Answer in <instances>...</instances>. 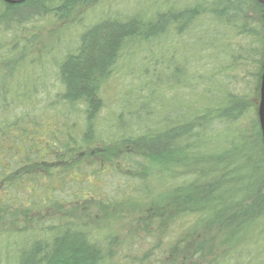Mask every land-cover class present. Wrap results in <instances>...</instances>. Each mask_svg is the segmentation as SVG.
Masks as SVG:
<instances>
[{"label": "trees", "instance_id": "1", "mask_svg": "<svg viewBox=\"0 0 264 264\" xmlns=\"http://www.w3.org/2000/svg\"><path fill=\"white\" fill-rule=\"evenodd\" d=\"M99 2L0 0V237L21 238L0 264L134 263L113 220L158 245L147 264L201 262L217 239V264H264L259 105L253 131L240 126L261 101L264 4L176 0L151 18L101 20L73 49L59 39L55 72L46 54L56 39L30 58L38 19L69 20ZM212 27L222 49L200 44ZM193 33L198 49L182 40ZM133 46L147 52L129 61Z\"/></svg>", "mask_w": 264, "mask_h": 264}, {"label": "rangeland", "instance_id": "2", "mask_svg": "<svg viewBox=\"0 0 264 264\" xmlns=\"http://www.w3.org/2000/svg\"><path fill=\"white\" fill-rule=\"evenodd\" d=\"M168 1V2H167ZM176 0H100L99 3L95 4L92 7H87L84 9H81V12L79 13L76 8L74 9L73 13H72V17L69 20H58L55 19L51 16H47L44 20H39L36 21L34 23V25H36L35 27H37L36 29L39 32V36H38V40L36 41V43H34V47L31 50L30 58H36L37 55V50L35 51V48H41L44 49L43 47L45 46H50L53 43V39L55 40V45L52 46V48L49 50V53L46 54V56H49L48 60L49 61L47 65L48 71L49 73H52L53 71L55 72L57 69V64L60 62L61 60V55L60 53L57 51H55V48H58V44L56 41H59V39H61L60 41V45L61 42L63 43V46L60 47V50H63L65 48H69L71 47L72 49L76 46L78 39L80 37V35L87 30L88 28H90L91 26L95 25V23L104 20V19H128L131 17H136L137 15H146L147 17L151 18L152 17V13H155L157 10H163L167 7H170L172 2H174ZM180 1V4L178 5L179 7H184L187 6L186 4L191 3L192 0H177ZM263 4H264V0H260ZM23 14H21V16H23ZM33 25V26H34ZM36 32V31H35ZM23 33V32H22ZM22 33L18 34L19 36L22 35ZM222 33V30L218 27H212V29H206L204 30V32H202V37H201V42L200 44L203 46L205 44L211 43L213 45V49L218 50V49H222L223 46V41L222 40H217V37ZM53 36H56L53 38ZM59 36V37H58ZM195 37L194 33L193 35H186L185 37L182 38V40L189 41V44L191 45L192 49H194V47L196 49L197 46L195 44ZM58 38V39H57ZM17 38L14 37V41H16ZM49 48H45V50H48ZM170 49V48H168ZM213 49H209L210 53L212 56H215L216 53H218L217 51H214ZM178 50V48L176 49ZM146 48H139L137 46H133L131 47L130 51H129V61H132L131 57L132 56H136L138 55V57L142 58V53H146ZM169 52V50H168ZM163 56L167 58V53L165 51L162 52ZM141 54V55H139ZM145 57V56H144ZM264 57V56H263ZM179 58V57H178ZM40 59V58H39ZM182 59V58H181ZM209 59V58H208ZM264 59V58H263ZM140 60H138L136 63L140 64L139 62ZM144 62V64L146 65V67H143L146 71L151 72L152 71V64H150V62L148 61L147 58H143L142 60ZM177 64L179 65L181 63V60L176 61ZM203 62V61H202ZM128 64V63H127ZM203 64H205L206 66H209L211 64L209 63H205L203 62ZM133 65H129L127 66V69L131 68ZM142 71V68L140 69ZM142 74V73H140ZM172 73L170 75H167L166 78L169 79L171 77ZM203 75V74H201ZM48 77L49 80V84L48 87L52 84L53 85L55 83H57L55 75H46ZM196 77H200L199 75H195ZM117 78V76H116ZM114 79L113 80V86L114 85H118L117 84V80L118 79ZM199 79V78H198ZM174 80H178L177 77L174 78ZM51 83V84H50ZM51 88V87H49ZM53 95L55 93L54 89L51 90ZM178 90L174 89V92H177ZM192 99H194L192 97ZM174 100H178L176 101L177 105L179 102V96L175 95V99ZM195 100V99H194ZM253 100V99H252ZM258 99L253 100V105H254V110L253 112H248V114H246V118H244L242 120L241 123V128H246L247 131V135L250 134V131H253L252 129L254 128V123L256 122L257 117L255 116L254 112L257 111V107L259 105L258 103ZM164 104V108L166 109V113L167 114H171L173 116H178L180 109H176V106L173 105V103L171 101H167V104H169L168 107H166V100L165 102H163ZM255 105H256V109H255ZM225 144V141L223 140V144L222 146ZM95 215V213H93ZM105 224H110L108 227L111 230V232L115 233L118 235V240L119 238H127L128 241L131 245L127 244L128 246H130L131 248H134L133 250L136 253V256L133 257L132 260H135V262L133 263L132 261H130V264H139V263H143L144 262L147 264L150 257H151V252H154L157 250L158 245H155V249H151L150 244H148L146 241V238H144L143 233H140L139 231L136 234H131V232H129V228L128 225L125 223H123L122 221H118V220H113V221H107ZM89 225H93L92 222H90ZM136 230L139 229L138 226L134 227ZM141 231V230H140ZM143 232V231H141ZM138 235V236H137ZM209 237V235H208ZM17 241H13L9 238H5V236L0 237V256H2V254L5 253H9L8 255L11 254L10 248L11 245L16 243L17 244L20 242L21 238H16ZM198 239V238H196ZM220 240V239H219ZM219 240H215L211 243V245L214 247L215 251L211 255L204 254V260H202L201 262L196 263L197 261H190L189 264H192L193 262L196 264H217L220 260L219 255L221 254V251L219 249ZM119 245V244H117ZM213 249V250H214ZM116 253V252H115ZM117 254V253H116ZM144 255L147 257L145 259ZM123 256V255H121ZM212 256V257H211ZM115 259H118V263H121V258L120 255L117 254ZM125 257V256H124ZM172 257L177 260V264H182L184 262V258L183 257H179L176 258V256L174 257L173 255L168 258H165V260L163 261V264H173V263H169L171 261L175 262V260L172 259ZM211 257V258H210ZM217 257V259L214 261L213 258ZM120 258V260H119ZM144 261H142L143 259ZM213 261V262H212ZM218 261V262H217ZM129 264V263H128ZM175 264V263H174ZM231 264H235L234 261L231 262Z\"/></svg>", "mask_w": 264, "mask_h": 264}, {"label": "water", "instance_id": "3", "mask_svg": "<svg viewBox=\"0 0 264 264\" xmlns=\"http://www.w3.org/2000/svg\"><path fill=\"white\" fill-rule=\"evenodd\" d=\"M262 79H263V86H262V91H261V101L259 103L258 109H259V115H260V125H261L263 140H264V75Z\"/></svg>", "mask_w": 264, "mask_h": 264}]
</instances>
